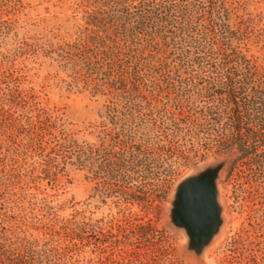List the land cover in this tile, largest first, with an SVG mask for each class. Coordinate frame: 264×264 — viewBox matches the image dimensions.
I'll return each instance as SVG.
<instances>
[{"label":"trees","instance_id":"obj_1","mask_svg":"<svg viewBox=\"0 0 264 264\" xmlns=\"http://www.w3.org/2000/svg\"><path fill=\"white\" fill-rule=\"evenodd\" d=\"M79 3L83 23L61 60L73 83L123 112L116 185L153 164L168 174L191 152L227 153L238 191L264 214V62L253 53L263 18L236 0ZM72 126L0 70V264H82L91 219H59L42 187L56 190L69 167L94 174V145ZM263 214L234 241L236 264H264Z\"/></svg>","mask_w":264,"mask_h":264},{"label":"rangeland","instance_id":"obj_2","mask_svg":"<svg viewBox=\"0 0 264 264\" xmlns=\"http://www.w3.org/2000/svg\"><path fill=\"white\" fill-rule=\"evenodd\" d=\"M79 1L0 0V70L14 71L23 86L94 145L93 175L69 167L56 190L42 186L53 195L50 204L59 219L73 214L91 219L92 229L80 242V263L236 264L234 241L261 222L263 207L243 199L228 174L229 154L200 158L191 152L186 161L175 158L168 174L153 164L142 178L116 185L114 153L126 132L119 121L123 112L108 109L104 97L73 83L61 60L83 23ZM236 1L264 20V0ZM253 53L264 62V49ZM201 178L213 184L216 215L198 241L175 208L180 185Z\"/></svg>","mask_w":264,"mask_h":264},{"label":"water","instance_id":"obj_3","mask_svg":"<svg viewBox=\"0 0 264 264\" xmlns=\"http://www.w3.org/2000/svg\"><path fill=\"white\" fill-rule=\"evenodd\" d=\"M175 214L199 241L216 215L214 187L208 178L192 179L178 189Z\"/></svg>","mask_w":264,"mask_h":264}]
</instances>
